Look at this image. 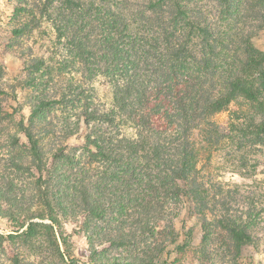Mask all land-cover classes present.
I'll return each mask as SVG.
<instances>
[{
    "label": "trees",
    "instance_id": "trees-1",
    "mask_svg": "<svg viewBox=\"0 0 264 264\" xmlns=\"http://www.w3.org/2000/svg\"><path fill=\"white\" fill-rule=\"evenodd\" d=\"M16 1L0 55L15 53L22 70L6 81L0 60V135L10 167L31 173L32 203L0 176V214L50 224H30L9 242L55 251L65 264L60 222L81 217L93 252L84 264H168L192 243L183 226H143L137 237L118 227L174 222L166 208L183 204L204 225L203 243L221 231L238 264L264 230V51L252 43L264 31V0H212V15L188 0ZM42 24L50 27L44 52L20 50ZM99 81L111 94L106 104ZM220 113L224 125L213 120ZM8 126L13 132H1ZM225 149L232 173L250 183L224 186L202 173V154L208 161ZM92 220L102 222L98 236L85 225ZM95 243L108 247L98 254ZM127 245L139 246L136 262L98 258Z\"/></svg>",
    "mask_w": 264,
    "mask_h": 264
},
{
    "label": "rangeland",
    "instance_id": "rangeland-1",
    "mask_svg": "<svg viewBox=\"0 0 264 264\" xmlns=\"http://www.w3.org/2000/svg\"><path fill=\"white\" fill-rule=\"evenodd\" d=\"M16 5V0H0V40H6L9 38V33L12 30L9 20L13 14L12 10L14 7H16ZM188 6L193 9H199L208 15H212L217 12L215 4L212 0H188ZM45 30L50 32V27L48 24H42L39 31L40 33L35 31L36 33L32 39L26 38L25 40L24 38L18 41V44H16L19 46L20 50L21 47H30L32 53L39 56L44 52L46 47V39L41 34ZM252 43L255 45V47L264 51V31L260 32L258 36L252 40ZM2 53L3 51L0 48V54ZM17 57L18 56L12 52H7L3 55H0V60L4 66V80L9 81L15 77H20L22 65L18 61ZM93 87L95 88L99 100L105 104L108 103L111 94L107 87L101 84V82L93 84ZM27 92V90H24L22 93L19 92V95L21 94L23 97ZM23 112L24 114H27L28 109L24 107ZM227 117V113H220L214 116L213 120L217 124L224 125L227 121ZM6 129L7 130L2 129L1 132H13L11 126H8ZM2 136L4 135H0V176L2 178H9V180H13L15 184L20 186V190H24L25 192H20L19 194H22L23 196L22 201L29 205L32 202L30 201L29 192L26 191L27 186L24 184L28 181L31 173H29V171L23 167L20 169L10 167V165L7 163V160L11 158L9 154L7 155V147H4L6 146V141L4 143V138ZM194 139L196 143L199 144L200 136L198 131L194 133ZM73 144L76 145L77 141H74ZM227 150L228 149L221 150L216 154H213L208 161L204 160L206 158V154H202V173L206 176H209L213 182L220 183L224 186L225 184H239L243 186L250 183V181L243 180L238 174L232 173V167L227 161L228 157L225 155ZM257 158L263 161L264 155L257 156ZM261 169L262 167H259V170ZM257 178L261 179L262 176L259 175ZM15 189L19 190V188L16 187ZM242 189L243 188H241V190ZM170 210L172 213L176 212L178 214V217L174 222H144V224H142V222H127V226L123 225L120 227L117 226L116 222H111L110 227H108L111 228V230L118 227V230H121L122 233L129 232L132 233L130 235L137 237L139 236V229L143 226L146 228L149 227V225L156 226V230H162L170 224H172L176 230H179L180 227L183 226L184 233H191L192 243L184 252L172 254L171 258L169 257L168 264H234L233 260L231 259V254H229L228 248L226 247L224 235L221 231L215 230L213 232L214 234L211 235L208 241L203 243L204 237L207 235L204 225L196 218L188 216L187 210L183 204H178L176 207H170V205L167 206L166 214L169 212V216ZM169 216L167 218L168 220L170 218ZM26 218L27 216L24 214L19 218V222H11L0 214V237L3 238V240L0 239V264H15L17 261H19L20 264H59L61 259L57 258L55 251L47 250L48 252H45L43 255H38L31 251L30 246H20L22 245V241L19 239L9 242L10 240L7 239L8 236H15L19 234L24 235V233H27L28 226L30 224H50V222H48L46 219L41 221L37 218H33L32 220H26ZM91 223L85 222V225L89 227V229H93L94 233L98 236L99 229L96 228L100 227L102 222H95L92 220ZM82 224L83 220L81 217H78L75 220L60 222L61 231L67 239L66 247L60 245V251L62 253L65 252L66 254L64 259L65 264H70V261H74V264H84L92 256L93 252L89 243L90 238H88V233L85 231V229H82ZM136 229H138V231H136ZM37 231L40 233L43 231V229L38 227ZM109 234L110 232L108 235ZM255 234L258 237L255 248L247 249L243 255L244 258L238 262V264H264V230H259ZM180 238V240H182L183 236ZM107 247L108 244L98 245V243H95L94 250H97V253L100 254V252H105L104 250H106ZM138 247L139 246L133 247L127 245V247L124 249H110L103 255H98V258L104 259L105 257L109 256L111 258H116L119 260V262H136V258L139 256ZM201 256H205V262L203 263L198 262V258Z\"/></svg>",
    "mask_w": 264,
    "mask_h": 264
}]
</instances>
